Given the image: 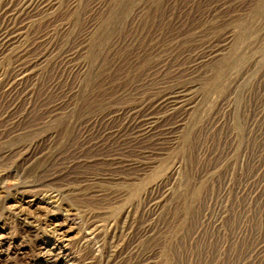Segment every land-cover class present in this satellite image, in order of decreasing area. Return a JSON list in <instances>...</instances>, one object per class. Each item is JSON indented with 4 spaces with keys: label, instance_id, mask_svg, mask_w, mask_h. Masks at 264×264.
<instances>
[{
    "label": "rangeland",
    "instance_id": "1",
    "mask_svg": "<svg viewBox=\"0 0 264 264\" xmlns=\"http://www.w3.org/2000/svg\"><path fill=\"white\" fill-rule=\"evenodd\" d=\"M0 264H264V0H0Z\"/></svg>",
    "mask_w": 264,
    "mask_h": 264
}]
</instances>
